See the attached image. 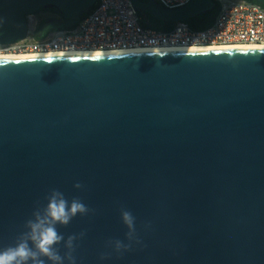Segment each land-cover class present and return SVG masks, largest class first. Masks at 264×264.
<instances>
[{
  "label": "water",
  "instance_id": "1",
  "mask_svg": "<svg viewBox=\"0 0 264 264\" xmlns=\"http://www.w3.org/2000/svg\"><path fill=\"white\" fill-rule=\"evenodd\" d=\"M96 2L0 0V44ZM131 2L173 24L214 8ZM54 190L87 211L55 225L45 264H264V52L0 61V250Z\"/></svg>",
  "mask_w": 264,
  "mask_h": 264
},
{
  "label": "built area",
  "instance_id": "2",
  "mask_svg": "<svg viewBox=\"0 0 264 264\" xmlns=\"http://www.w3.org/2000/svg\"><path fill=\"white\" fill-rule=\"evenodd\" d=\"M174 10L191 0H155ZM218 13L205 30H192L178 22L171 31L142 25V16L131 0H97L82 20L70 28L36 33L41 25L28 15L26 36L0 44V53H50L67 51H124L137 48L211 47L220 45H264V6L248 0H212Z\"/></svg>",
  "mask_w": 264,
  "mask_h": 264
},
{
  "label": "clouds",
  "instance_id": "3",
  "mask_svg": "<svg viewBox=\"0 0 264 264\" xmlns=\"http://www.w3.org/2000/svg\"><path fill=\"white\" fill-rule=\"evenodd\" d=\"M85 211L87 209L83 203L73 199L69 205V202L63 198V194L54 190L44 215L36 213L35 219L27 222L29 231L24 238H21L13 247L0 250V264H29V261L32 264H45L40 257L60 262L62 258L54 251L53 246L63 240V236L57 232L55 225L57 223L67 225L78 212ZM124 219L128 223L131 222L126 212ZM72 239L69 237V244ZM29 241L34 248L30 246Z\"/></svg>",
  "mask_w": 264,
  "mask_h": 264
},
{
  "label": "bare ground",
  "instance_id": "4",
  "mask_svg": "<svg viewBox=\"0 0 264 264\" xmlns=\"http://www.w3.org/2000/svg\"><path fill=\"white\" fill-rule=\"evenodd\" d=\"M211 53V52H264V45H220L211 47H164L158 49L137 48L124 51H67L50 53H0V61H26L44 59H82L147 54H179V53Z\"/></svg>",
  "mask_w": 264,
  "mask_h": 264
},
{
  "label": "trees",
  "instance_id": "5",
  "mask_svg": "<svg viewBox=\"0 0 264 264\" xmlns=\"http://www.w3.org/2000/svg\"><path fill=\"white\" fill-rule=\"evenodd\" d=\"M139 1L143 2V3L148 2V0H139ZM248 1L256 2L254 0H248ZM44 10L45 9H41L40 11H44ZM51 11L56 13V14L62 15V13L58 9L52 8ZM88 13H89V11L87 13L82 14L80 16L79 20H82L83 18H85V16ZM217 13H218V6L214 5V8L212 10L205 12V13H201L198 16L193 17L191 19H188L184 22H186L192 30H197V31L205 30L212 25V23L215 20ZM43 24H44V22L41 23V25H43ZM142 25L144 27H152V28L155 27L154 29L162 30V31H171L175 26V24H173V23L161 22V21L153 18L149 14H147V17H142ZM152 25H154V27Z\"/></svg>",
  "mask_w": 264,
  "mask_h": 264
},
{
  "label": "flooded vegetation",
  "instance_id": "6",
  "mask_svg": "<svg viewBox=\"0 0 264 264\" xmlns=\"http://www.w3.org/2000/svg\"><path fill=\"white\" fill-rule=\"evenodd\" d=\"M34 15L38 17L41 23L44 22L43 25H40L36 33L37 36L50 31V30H46L49 25L65 22L63 15L56 14L52 12L51 9H45L44 11H38L37 13H34ZM144 17H147V14H145Z\"/></svg>",
  "mask_w": 264,
  "mask_h": 264
},
{
  "label": "rangeland",
  "instance_id": "7",
  "mask_svg": "<svg viewBox=\"0 0 264 264\" xmlns=\"http://www.w3.org/2000/svg\"><path fill=\"white\" fill-rule=\"evenodd\" d=\"M154 27V25H152ZM155 28V27H154Z\"/></svg>",
  "mask_w": 264,
  "mask_h": 264
}]
</instances>
